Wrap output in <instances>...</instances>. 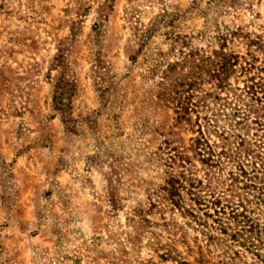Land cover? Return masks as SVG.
<instances>
[{
  "label": "rangeland",
  "instance_id": "374dc122",
  "mask_svg": "<svg viewBox=\"0 0 264 264\" xmlns=\"http://www.w3.org/2000/svg\"><path fill=\"white\" fill-rule=\"evenodd\" d=\"M192 1L164 0L158 33L201 29ZM134 5L143 24L161 7L156 0H0V264H179L160 257L168 245L177 261L198 264L190 240V253L170 241V233L191 239L190 231L162 226L157 213L147 215L157 222L149 227L129 220L133 207L147 205L144 189L159 182L148 157L161 141L150 82L128 59L126 12ZM225 20L264 39V0ZM158 47L165 50V41ZM168 112L158 109L155 119L167 125ZM178 136L186 144L192 133Z\"/></svg>",
  "mask_w": 264,
  "mask_h": 264
},
{
  "label": "trees",
  "instance_id": "16d2710c",
  "mask_svg": "<svg viewBox=\"0 0 264 264\" xmlns=\"http://www.w3.org/2000/svg\"><path fill=\"white\" fill-rule=\"evenodd\" d=\"M156 1L159 12L145 24L136 5L126 12L132 28L128 59L143 65L140 76L153 92L152 128L161 136L148 157L159 182L144 189L147 205L133 207L129 220L135 228L149 227L157 222L147 215L157 213L162 226L169 221L176 231H190L191 239L170 233V241L190 253V240L198 264H264V39L225 20L251 0H193L190 9L202 27L182 33H158L167 12L164 0ZM56 56L62 61L61 51ZM59 98L53 103L61 111ZM158 109L169 111L167 125L155 119ZM186 130L192 136L184 144L178 134ZM209 130L218 142L210 141ZM107 200L111 208L119 206L111 191ZM167 247L163 260L191 264L177 261L179 252Z\"/></svg>",
  "mask_w": 264,
  "mask_h": 264
}]
</instances>
